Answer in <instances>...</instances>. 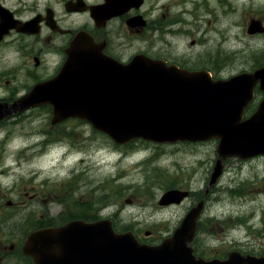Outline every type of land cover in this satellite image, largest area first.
Returning a JSON list of instances; mask_svg holds the SVG:
<instances>
[{
  "label": "water",
  "instance_id": "obj_1",
  "mask_svg": "<svg viewBox=\"0 0 264 264\" xmlns=\"http://www.w3.org/2000/svg\"><path fill=\"white\" fill-rule=\"evenodd\" d=\"M262 31L257 22L249 27L250 34ZM257 85L264 92V68L215 81L207 71L190 72L163 61L137 58L118 64L78 36L62 73L36 86L9 114L51 104L53 124L85 120L119 145L137 139L159 144L218 139L210 183L215 185L226 159L264 155V100L244 120ZM188 195L168 191L160 205L179 204ZM204 206L201 201L192 208L160 245L141 244L131 232L118 234L109 220L74 221L32 234L25 253L35 264H264V257L239 252L226 260L197 258L191 244Z\"/></svg>",
  "mask_w": 264,
  "mask_h": 264
},
{
  "label": "flooded vegetation",
  "instance_id": "obj_2",
  "mask_svg": "<svg viewBox=\"0 0 264 264\" xmlns=\"http://www.w3.org/2000/svg\"><path fill=\"white\" fill-rule=\"evenodd\" d=\"M235 1L0 0V162H13L0 166V264H35L25 253L29 237L41 230L77 221L72 219L61 224L59 217L50 213L58 195V188L48 184L54 180L45 177L46 171L39 166H25L58 152L54 146L61 139L51 135L63 123L76 119L53 124L55 110L51 104L10 115L14 105L27 98L36 86L60 74L68 60V50L78 36L118 64L129 65L143 58L190 72L207 71L216 81L226 80L217 76L215 68H221V63L233 62L230 53L226 50L224 54L221 49H227L230 43L225 38L226 25L230 18L237 21ZM253 22L263 31L250 34ZM247 33L251 37L264 36L262 19L249 18ZM210 36L219 42L217 47L211 43ZM188 37H193L191 47L200 46L203 55L199 59L214 61L211 68L204 64L206 69H197L189 65L195 59L175 53ZM31 115L41 118L43 127L49 125V129L42 131L32 121L27 124L32 126L29 133H16L14 128L24 127L20 121ZM12 136L26 141L14 147ZM71 153H60V157L64 160Z\"/></svg>",
  "mask_w": 264,
  "mask_h": 264
},
{
  "label": "rangeland",
  "instance_id": "obj_3",
  "mask_svg": "<svg viewBox=\"0 0 264 264\" xmlns=\"http://www.w3.org/2000/svg\"><path fill=\"white\" fill-rule=\"evenodd\" d=\"M248 1H235L237 21L230 18L226 25L225 38L230 43L227 49L220 48L222 53H230L233 62L215 68L220 79L253 73L264 64V36L251 37L247 33L249 18L264 22V0L254 4ZM192 39H185L175 53L195 59L189 65L197 69H206L204 64L211 68L214 61L199 59L201 48L191 47ZM210 40L219 45L215 37L210 36ZM263 98L262 94L250 105L245 118L256 112ZM32 121L42 131L49 129V125L43 127L41 118L31 115L20 121L24 127L14 128L16 133H29L32 126L27 124ZM51 136L61 139L54 149L71 155L63 160L60 153L54 152L49 158L25 166H39L46 171L45 177L54 180L48 184L58 188V195L50 213L59 217L61 224L75 218L112 217L121 232H132L146 244L156 245L170 237L188 212L204 201L192 243L195 252L204 259L227 257L233 251L264 256V156L226 159L222 177L210 185L218 160L217 139L175 144L137 140L120 146L90 123L79 120L63 123ZM12 140L15 147L26 138L15 140L12 136ZM81 159L85 160L83 164ZM10 163L0 162V166ZM170 190L189 192V196L179 204L161 206V198Z\"/></svg>",
  "mask_w": 264,
  "mask_h": 264
},
{
  "label": "trees",
  "instance_id": "obj_4",
  "mask_svg": "<svg viewBox=\"0 0 264 264\" xmlns=\"http://www.w3.org/2000/svg\"><path fill=\"white\" fill-rule=\"evenodd\" d=\"M260 95L262 96V93L259 91Z\"/></svg>",
  "mask_w": 264,
  "mask_h": 264
}]
</instances>
